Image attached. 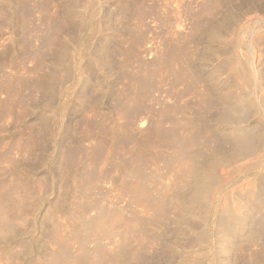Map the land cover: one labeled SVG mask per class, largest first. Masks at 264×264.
<instances>
[{
  "label": "rangeland",
  "instance_id": "rangeland-1",
  "mask_svg": "<svg viewBox=\"0 0 264 264\" xmlns=\"http://www.w3.org/2000/svg\"><path fill=\"white\" fill-rule=\"evenodd\" d=\"M0 264H264V0H0Z\"/></svg>",
  "mask_w": 264,
  "mask_h": 264
}]
</instances>
